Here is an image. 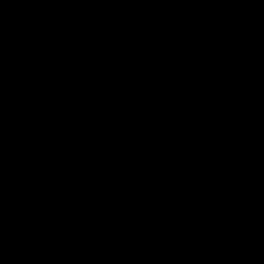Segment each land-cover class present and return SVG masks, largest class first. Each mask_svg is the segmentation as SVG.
I'll return each mask as SVG.
<instances>
[{"label": "water", "instance_id": "water-1", "mask_svg": "<svg viewBox=\"0 0 264 264\" xmlns=\"http://www.w3.org/2000/svg\"><path fill=\"white\" fill-rule=\"evenodd\" d=\"M30 8L44 15L25 23ZM220 11L218 0H0V129L116 82L141 53L135 44L158 25L221 33ZM122 39V53L99 56ZM60 52L83 62L72 61L61 78L45 63L41 73L30 69L33 55ZM257 119L234 150L194 151L158 172L134 160L138 132L124 124L44 139L0 171V242L48 264H118V243H104L115 235L170 239L172 250L154 264H264V216L236 226L218 221L221 180L264 169V107ZM122 172L135 183L111 198ZM53 244L64 247L51 252ZM197 249L204 254L190 252Z\"/></svg>", "mask_w": 264, "mask_h": 264}, {"label": "trees", "instance_id": "trees-1", "mask_svg": "<svg viewBox=\"0 0 264 264\" xmlns=\"http://www.w3.org/2000/svg\"><path fill=\"white\" fill-rule=\"evenodd\" d=\"M218 3L221 33L194 30L185 22L158 25L139 43L141 53L116 82L86 88L20 127L0 129V171L44 139L89 134L115 124L138 132L134 160L153 171L210 146L218 154L237 148L258 125L257 112L264 107V0ZM39 13L32 8L23 18ZM132 183L133 176L125 173L109 194ZM218 193L223 199L219 222L232 226L258 220L264 216V169L222 179ZM119 245V264H154L168 251L161 243ZM127 247L135 251L133 261L123 258ZM153 250L160 252L155 261ZM0 264L48 263L5 242L0 243Z\"/></svg>", "mask_w": 264, "mask_h": 264}, {"label": "flooded vegetation", "instance_id": "flooded-vegetation-1", "mask_svg": "<svg viewBox=\"0 0 264 264\" xmlns=\"http://www.w3.org/2000/svg\"><path fill=\"white\" fill-rule=\"evenodd\" d=\"M115 5H112L111 8H114ZM32 9V8H30ZM28 9L24 14H28V11L30 10ZM40 9V13L37 17L35 18H23V21L25 23H32L34 22L35 20L41 18L43 15H44V11L43 9L41 8H38ZM24 16V15H23ZM126 43L127 41L125 39H122L120 40L117 44L113 45V46H110V47H103L100 49L99 51V56L100 57H111V56H114L116 54H120L124 51L125 49V46H126ZM140 43V42H139ZM139 43H136L135 46L136 48H138V45ZM122 48V49H121ZM121 49V50H120ZM139 49V48H138ZM75 56V58H72L71 54H66L65 52H60V53H53L51 56L49 54L45 55V54H40V55H33L30 59H29V67L31 70L33 71H37L39 73L43 72L44 71V63L47 64L52 70H54V72H50V71H47V73H51V74H57V76L59 78L65 76V74L61 71V69L63 70H66L67 67L69 68L71 65H72V61L73 62H76L77 64H81L83 62V58L81 57V55L79 54H75L73 55ZM23 60V59H22ZM51 64V65H49ZM49 79H52V75H49L47 76ZM125 173H129V172H122L121 175H125ZM131 174V173H129ZM120 175V176H121ZM133 176V183L132 185L123 190V191H126L128 189H130L134 183H135V176L133 174H131ZM119 176V178H120ZM118 178V179H119ZM117 179V181H118ZM121 191V192H123ZM110 192V191H109ZM119 192V193H121ZM119 193H117L116 195H110L108 193V195L111 197V198H115ZM77 200V199H76ZM257 220V219H256ZM231 226V225H229ZM232 226H236V225H232ZM112 240H115L116 243H118V246L115 248V254L117 256V250L119 248V243H153V244H158V243H161L162 245L168 247V251L166 254H168L171 250H172V241L170 239H162L158 242H153L151 240H142V241H138V242H135L133 239H130V238H123V237H120L118 235H115V236H112L110 238H107L104 240V243H110V241ZM124 240V241H122ZM9 243L8 241H3V242H0V243ZM115 243V242H113ZM63 244H53L51 247H50V251L51 252H57V251H60L61 249H63ZM19 249H24V248H19ZM26 250V249H24ZM198 250V249H197ZM197 250H190V252L193 254L195 251ZM27 251V250H26ZM28 252V251H27ZM204 252V251H203ZM165 254V255H166ZM195 254V253H194ZM164 255V256H165ZM35 256V255H34ZM163 256V257H164ZM37 257V256H36ZM39 258V257H38ZM118 258V257H117ZM40 259V258H39ZM42 260V259H40ZM119 260V259H118ZM43 261V260H42ZM45 262V261H44ZM120 262V260H119ZM119 264V263H118Z\"/></svg>", "mask_w": 264, "mask_h": 264}, {"label": "rangeland", "instance_id": "rangeland-1", "mask_svg": "<svg viewBox=\"0 0 264 264\" xmlns=\"http://www.w3.org/2000/svg\"><path fill=\"white\" fill-rule=\"evenodd\" d=\"M263 14H260V16H262ZM251 37H252V35H250ZM209 149H211L212 151H213V146H210V147H208ZM215 152V151H214ZM216 153H218V152H216ZM222 153V152H221ZM128 245V244H127ZM126 245V246H127ZM129 246V245H128ZM164 246V245H163ZM164 247H166V246H164ZM167 248V247H166ZM123 252V254L125 255V253L127 254V256H123V258H130V260L131 261H133V259L136 257V254H135V251H134V249H133V247H127L125 250H123L122 251ZM121 254V253H120ZM152 254H153V256L155 257L154 258V261L156 260V259H158V257H159V255H160V252L159 251H155V250H153L152 251ZM147 255V254H146ZM158 256V257H157ZM134 257V258H133ZM153 259V258H152Z\"/></svg>", "mask_w": 264, "mask_h": 264}, {"label": "built area", "instance_id": "built-area-1", "mask_svg": "<svg viewBox=\"0 0 264 264\" xmlns=\"http://www.w3.org/2000/svg\"><path fill=\"white\" fill-rule=\"evenodd\" d=\"M160 169H163V168H160Z\"/></svg>", "mask_w": 264, "mask_h": 264}]
</instances>
